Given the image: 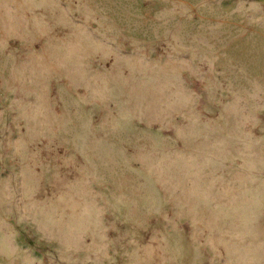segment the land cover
<instances>
[{
    "label": "rangeland",
    "instance_id": "obj_1",
    "mask_svg": "<svg viewBox=\"0 0 264 264\" xmlns=\"http://www.w3.org/2000/svg\"><path fill=\"white\" fill-rule=\"evenodd\" d=\"M0 264H264V0H0Z\"/></svg>",
    "mask_w": 264,
    "mask_h": 264
}]
</instances>
